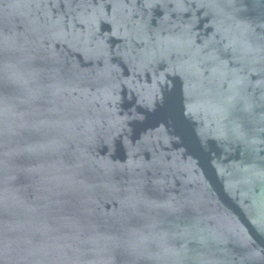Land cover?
<instances>
[{
	"label": "water",
	"instance_id": "water-1",
	"mask_svg": "<svg viewBox=\"0 0 264 264\" xmlns=\"http://www.w3.org/2000/svg\"><path fill=\"white\" fill-rule=\"evenodd\" d=\"M0 264H264V0H0Z\"/></svg>",
	"mask_w": 264,
	"mask_h": 264
}]
</instances>
